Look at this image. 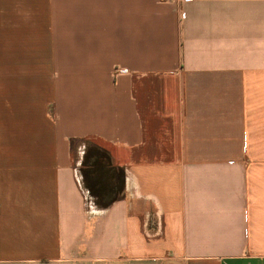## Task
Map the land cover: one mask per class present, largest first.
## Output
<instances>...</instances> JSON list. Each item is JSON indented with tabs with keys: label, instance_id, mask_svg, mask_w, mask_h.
Returning a JSON list of instances; mask_svg holds the SVG:
<instances>
[{
	"label": "crops",
	"instance_id": "obj_1",
	"mask_svg": "<svg viewBox=\"0 0 264 264\" xmlns=\"http://www.w3.org/2000/svg\"><path fill=\"white\" fill-rule=\"evenodd\" d=\"M0 264H264V0H0Z\"/></svg>",
	"mask_w": 264,
	"mask_h": 264
},
{
	"label": "trees",
	"instance_id": "obj_2",
	"mask_svg": "<svg viewBox=\"0 0 264 264\" xmlns=\"http://www.w3.org/2000/svg\"><path fill=\"white\" fill-rule=\"evenodd\" d=\"M82 184L89 199L100 209H107L123 197L125 173L114 165L110 153L88 143L80 167Z\"/></svg>",
	"mask_w": 264,
	"mask_h": 264
},
{
	"label": "rangeland",
	"instance_id": "obj_3",
	"mask_svg": "<svg viewBox=\"0 0 264 264\" xmlns=\"http://www.w3.org/2000/svg\"><path fill=\"white\" fill-rule=\"evenodd\" d=\"M88 203H89V206H90V207L95 206L91 199L88 200Z\"/></svg>",
	"mask_w": 264,
	"mask_h": 264
},
{
	"label": "built area",
	"instance_id": "obj_4",
	"mask_svg": "<svg viewBox=\"0 0 264 264\" xmlns=\"http://www.w3.org/2000/svg\"><path fill=\"white\" fill-rule=\"evenodd\" d=\"M176 1H178V0H168V2H176Z\"/></svg>",
	"mask_w": 264,
	"mask_h": 264
}]
</instances>
